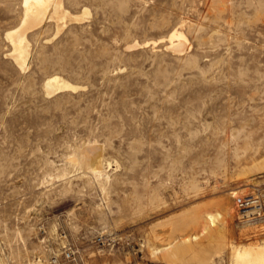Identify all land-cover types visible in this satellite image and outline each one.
Segmentation results:
<instances>
[{"label": "rangeland", "instance_id": "obj_1", "mask_svg": "<svg viewBox=\"0 0 264 264\" xmlns=\"http://www.w3.org/2000/svg\"><path fill=\"white\" fill-rule=\"evenodd\" d=\"M64 6L91 12L29 31L22 68L6 32L23 0H0V264H230L262 243L236 198L264 200V0ZM52 74L84 87L48 96ZM229 208L193 248L153 249Z\"/></svg>", "mask_w": 264, "mask_h": 264}, {"label": "bare ground", "instance_id": "obj_2", "mask_svg": "<svg viewBox=\"0 0 264 264\" xmlns=\"http://www.w3.org/2000/svg\"><path fill=\"white\" fill-rule=\"evenodd\" d=\"M23 6L24 13L20 22L14 27L8 29L6 32V37L11 41L13 45V49L11 50L10 54L15 59L17 64L22 68L28 67V60L31 55L30 41L28 38L29 31L42 25L46 20L50 18L57 20L58 29L56 34H58L63 28V26L61 25L62 23H60V21H63L65 23H67L68 19L80 21L91 12L88 7H85L82 13H73L64 6V0H23ZM175 39L177 40V42H174L176 41ZM170 41L172 43V48L175 51H179L182 53L183 50H186L185 48L188 44V37L179 27H175L170 32ZM131 45L129 46L130 48L137 44H134L133 46ZM44 86L46 89V94L48 96L55 95L65 90L75 91L81 87H84V85L73 83L59 74H52L48 76L44 81ZM231 193L237 194L238 191L233 190L231 191ZM231 210L230 208L227 209L225 214L212 209H208L201 214L197 213L194 218L203 222H200L201 228L197 230V232L195 231L194 233L187 234L183 236L180 240L178 239V241L165 244L161 248L155 247L153 249L157 253L165 252L166 255V253H168L172 249L179 250L180 248H191L193 245L195 246L196 243H199V238L201 236L205 234L209 235L210 233L212 234V232H214V229L218 227L219 221L225 222L228 218H230ZM256 229H254V231ZM259 230H256V232L258 231V233H260ZM224 244L225 242L223 241L219 242V247L216 251L217 253H220L223 249H225ZM230 247V264H264V240L262 243L256 241L250 242L249 244H246L244 246H238L232 243Z\"/></svg>", "mask_w": 264, "mask_h": 264}, {"label": "built area", "instance_id": "obj_3", "mask_svg": "<svg viewBox=\"0 0 264 264\" xmlns=\"http://www.w3.org/2000/svg\"><path fill=\"white\" fill-rule=\"evenodd\" d=\"M236 203L239 208L238 217L241 221L253 222L264 219V200L262 197L254 194L245 195L237 197Z\"/></svg>", "mask_w": 264, "mask_h": 264}]
</instances>
